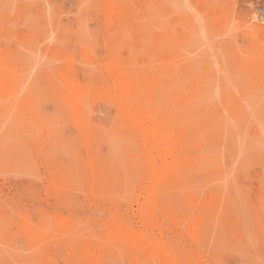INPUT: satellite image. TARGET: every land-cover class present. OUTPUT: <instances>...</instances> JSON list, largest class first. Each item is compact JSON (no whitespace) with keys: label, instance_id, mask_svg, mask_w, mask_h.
Segmentation results:
<instances>
[{"label":"rangeland","instance_id":"1","mask_svg":"<svg viewBox=\"0 0 264 264\" xmlns=\"http://www.w3.org/2000/svg\"><path fill=\"white\" fill-rule=\"evenodd\" d=\"M166 258L264 264V0H0V264Z\"/></svg>","mask_w":264,"mask_h":264},{"label":"bare ground","instance_id":"2","mask_svg":"<svg viewBox=\"0 0 264 264\" xmlns=\"http://www.w3.org/2000/svg\"><path fill=\"white\" fill-rule=\"evenodd\" d=\"M113 14H114V13H113ZM122 20H123V19H122ZM123 21H124V20H123ZM255 29H258V28H255ZM255 29H254V30H255ZM261 29H262V28H261ZM152 50H153V49H152ZM54 54H55V53H54ZM156 56H157V55H156ZM159 60H160V59H159ZM102 66H103V65H102ZM116 66H117V65H116ZM103 67H104V66H103ZM108 73H109V72H108ZM112 73H113V72H112ZM114 74H115V73H114ZM151 74H152V73H151ZM115 76H116V75H115ZM148 78H149V77H148ZM111 79H112V78H111ZM109 80H110V79H109ZM114 80H115V79H114ZM146 80H147V79H146ZM122 82H123V81H122ZM139 82H140V81H139ZM123 83H124V82H123ZM153 83H154V82H153ZM112 84L115 85L114 82H113ZM132 84H133V83H132ZM73 85H74V84H73ZM114 85H112V86H114ZM124 85H125V83H124ZM128 85H129V84H128ZM139 85H140V84H139ZM74 86H75V85H74ZM115 86H116V85H115ZM129 86H131V85H129ZM129 86H127V87H129ZM152 87H153V86H152ZM149 90H150V89H149ZM117 91H119V90H117ZM130 92H131V94L134 93V92L132 93V91H130ZM130 92H128V94H127V93H122V94H123V95L126 94V96L128 95L127 97H129V93H130ZM115 93H116V92H115ZM115 93H114V94H115ZM118 93H120V92H118ZM123 95H122V96H123ZM116 96H117V95H116ZM126 96L123 97V98H124V99L127 98ZM120 97H121V93H120ZM130 98H131V95H130ZM115 99H116V98H115ZM121 99H122V97H121ZM127 100H128V99H127ZM127 100H126V101H127ZM129 100H132V99H129ZM127 103H128V101H127ZM127 103H126V104H127ZM134 104H135V103H134ZM120 105H121V104H120ZM131 105H132V104H131ZM2 107H4V106H2ZM23 107H24V106H23ZM136 107H137V106H136ZM138 107H139V106H138ZM131 108H132V107H131ZM134 108H135V107H134ZM134 108H133V109H134ZM133 109H132V110H133ZM136 110L139 111L138 109H136ZM142 110H143V109H142ZM142 110H141V111H142ZM73 111H74V110H73ZM133 111H134V110H133ZM143 111H144V110H143ZM145 111H146V110H145ZM126 112H127V111H126ZM73 113H74V112H73ZM127 113H128V112H127ZM127 113H126V114H127ZM132 113H135V112H132ZM142 113H143V112H142ZM142 113H141V114H142ZM146 113H148V112H146ZM135 114H136V113H135ZM137 114H138V113H137ZM143 114H144V113H143ZM127 115H128V114H127ZM129 115H130V114H129ZM139 115H140V112H139ZM141 116H142V115H141ZM137 118H138V117H137ZM141 118H142V117H141ZM141 118H140V120H141ZM144 118H145V117H144ZM151 118H152V116H151ZM154 120L157 121L158 119H157V120L154 119ZM148 121H149V120H148ZM143 122H145V121H143ZM43 123H44V122H43ZM133 123H135V122H133ZM149 123H150V122H149ZM154 123H155V122H154ZM130 124H131V123H130ZM141 124H142V123H141ZM146 124H147V123H146ZM144 125H145V124H144ZM144 125H143V126H144ZM148 126H149V125H148ZM150 126H151V125H150ZM144 127L147 128L146 125H145ZM144 127H143V128H144ZM145 128H144V129H145ZM150 128H151V129H149V130H150V131H149V132H150L149 135L151 134L152 136H154V135L156 136V135H157V128H156V126L153 125V126H151ZM158 128H161V127H158ZM163 128H164V127H163ZM166 129H167V128H166ZM144 131H145V130H144ZM158 131H159V130H158ZM160 131H161V130H160ZM162 131H163V130H162ZM164 131H165V130H164ZM141 132H143V131H141ZM145 133H146V132H145ZM159 133H160V132H159ZM149 135H148V136H149ZM143 136H144V134H143ZM157 136H159V135H157ZM140 137H141V136H140ZM144 137H145V136H144ZM145 139L148 140V139H150V138L147 139V137H146ZM155 139H160V137L155 138ZM155 139H154V140H155ZM152 140H153V138H152ZM148 141L150 142V140H148ZM146 142H147V141H146ZM151 142H152V141H151ZM156 142H157V141H156ZM152 143H153V142H152ZM147 145H149V144L146 143V146H147ZM155 145H156V143H155ZM149 146H150V145H149ZM152 146H154V145H152ZM150 147H151V146H150ZM150 147H149V149H150ZM157 148H158V147H157ZM165 148H166V147H165ZM149 149H147V150H149ZM41 150H42V149H41ZM150 150H153V149H150ZM157 150H158V149H157ZM158 151H159V150H158ZM150 152H154V151H150ZM178 152H179V151H178ZM154 154H155V153H154ZM159 155H160V154H159ZM160 156H161V155H160ZM153 157H154V156H153ZM156 157H159V156L156 155ZM156 157H155V158H156ZM161 157H162V156H161ZM153 161H154V159H153ZM163 162H164V161H163ZM154 163H155V162H154ZM168 165H169V164H168ZM172 165H173V164H172ZM156 166H158V165H156ZM166 166H167V165H166ZM166 166H165V167H166ZM167 167H168V166H167ZM173 167H175V166H173ZM155 168H156V167H155ZM156 169H157V168H156ZM157 170H158V169H157ZM163 170H165V169H163ZM171 170H172V169H171ZM154 171H155V169H154ZM158 171H159V170H158ZM162 172H163V171H162ZM162 172H161V173H162ZM164 172H165V171H164ZM151 173H152V172H151ZM159 173H160V171H159ZM155 174H156V173H155ZM169 174H171V172H169ZM149 175H150V174H149ZM156 175H157V174H156ZM158 175H159V174H158ZM166 175H168V174H166ZM154 177H156V176H154ZM157 177H158V176H157ZM157 177H156V178H157ZM172 177H173V176H172ZM172 177H171V178H172ZM161 178H162V177H161ZM169 178H170V177H169ZM174 178H175V177H173V179H174ZM152 179H154V178H152ZM158 179H159V178H158ZM42 180H43V179H42ZM47 180H48V179H47ZM167 180H169V179H167ZM88 181H89V180H88ZM165 181H166V180H165ZM157 182H158V180H157ZM160 182H161V181H160ZM165 183H166V182H165ZM165 183H163V184H165ZM146 184H147V183H146ZM152 185H153V184H152ZM94 186H95V185H94ZM104 186H105V185H104ZM104 186H103V187H104ZM122 186H123V185H122ZM99 187H100V186H99ZM99 187H98V190H99ZM141 187H142V186H141ZM151 187H152V186H151ZM153 187H154V186H153ZM155 187H156V186H155ZM86 188H87V187H86ZM57 189H58V188H57ZM101 189H102V188H101ZM101 189H100V190H101ZM104 189H105V188H104ZM152 189H153V188H152ZM105 190H106V189H105ZM162 191H165V189H164V190L162 189ZM154 192H155V191H154ZM156 192H157V191H156ZM156 192H155V193H156ZM144 194H145V193H144ZM156 194H157V193H156ZM161 194H162V193H161ZM163 195H164V193H163ZM165 195H166V194H165ZM165 195H164L163 197H166V196H167V195H166V196H165ZM57 196H58V195H57ZM100 197H101V196H100ZM143 197H144V196H143ZM160 198H161V197H160V195H159V199H160ZM166 198L168 199V197H166ZM84 199H85V197H84ZM167 199H166V200H167ZM164 200H165V198H164ZM186 200H187V199H186ZM111 201H112V199H111ZM161 201H162V200H161ZM161 201H160V202H161ZM167 202H168V201H167ZM161 203H162V202H161ZM163 203H164V202H163ZM165 203H166V202H165ZM169 203H170V201H169ZM198 204H199V203H198ZM154 205H155V204H154ZM141 206H142V205H141ZM159 206H160V205H159ZM184 206H185V205H184ZM154 207H157V206H154ZM154 207H151V208H154ZM164 207H165V206H164ZM164 207H163V208H164ZM157 208H158V207H157ZM142 209H143V208H142ZM145 209H146V208H145ZM154 209H155V208H154ZM161 209H162V208H161ZM170 209H171V208H170ZM211 209H212V208H211ZM163 210H164V209H163ZM165 210H166V209H165ZM121 211H122V210H121ZM146 211H147V215H148V214H149V213H148V212H149L148 209H147ZM170 211H171V210H170ZM212 211H213V210H212ZM153 213H154V212H153ZM163 213H164V211H163ZM113 214H114V213H113ZM116 214H117V213H116ZM171 214H172V212H171ZM145 215H146V214H145ZM164 215H165V214H164ZM122 216H123V215H122ZM122 216H120V217L123 218ZM256 216H257V215H256ZM114 217H116V216L114 215ZM114 217H112V218H114ZM125 217H126V216H125ZM143 217H144V216H143ZM200 217H201V216H200ZM110 218H111V217H110ZM110 218H109V219H110ZM112 218H111V219H112ZM147 218H150V214H149V217H147ZM158 219H160V218H158ZM196 219H197V218H196ZM203 219H204V218H203ZM203 219H202V220H203ZM55 220H56V219H55ZM122 220H123V219H122ZM128 220H129V219H128ZM139 220H140V219H139ZM141 220H142V219H141ZM145 220H146V219H145ZM150 220H151V219H150ZM150 220H149V222H150ZM64 221H65V220H64ZM147 221H148V220H147ZM147 221H146V222H147ZM113 222H114V221H113ZM151 222H152V221H151ZM151 222H150V223H151ZM201 222H202V221H201ZM107 223H108V222H107ZM153 223H156L155 220H154ZM181 223H182V222H181ZM105 224H106V223H105ZM110 224H111V223H110ZM108 225H109V224H108ZM149 225H151V224H149ZM120 226H121V223H120ZM112 227H113V226H112ZM76 228H77V227H76ZM143 228H144V227H143ZM145 228H146V227H145ZM104 229H105V228H104ZM122 229H123V228H122ZM134 229H135V228H134ZM154 229H155V228H154ZM72 231H73V230H72ZM75 231L78 232L76 229H75ZM116 231H117V230H116ZM121 231H122V230H121ZM121 231H120V232H121ZM132 231H133V230H132ZM134 231H136V230H134ZM134 231H133V232H134ZM186 231H187V230H186ZM63 232H64V230H63ZM101 232H102V231H101ZM124 232H125V231H124ZM140 232H141V231H140ZM73 233H74V232H73ZM99 233H100V232H99ZM117 233H119V232H117ZM65 234H67V233H65ZM85 234H86V233H85ZM121 234H122V233H121ZM136 234H139V233H136ZM140 234H141V233H140ZM140 234H139V235H140ZM149 234H150V233H149ZM108 235H109V234H108ZM122 235H123V234H122ZM128 235H130V234H127V236H128ZM133 235H134V234H133ZM144 235H145V234H144ZM144 235H143V236H144ZM70 236H72V235L70 234ZM76 236H79V235H76ZM84 236H85V235H84ZM99 236H100V235H99ZM33 237H34V236H33ZM73 237H74V236H73ZM73 237H71V238H73ZM118 237H119V236H118ZM120 237H121V236H120ZM120 237H119V238H120ZM131 237H133V236H131ZM146 237H147V236H146ZM146 237H144V238H146ZM149 237H150V236H149ZM76 238H77V237H76ZM124 238H125V237H124ZM151 238H152V237H151ZM78 239H79V238H78ZM82 239H83V238H82ZM84 239H85V238H84ZM103 239H104V238H103ZM110 239H111V238H110ZM117 239H118V238H117ZM132 239H133V238H132ZM136 239H137V238H136ZM146 239H147V238H146ZM156 239H157V238H156ZM72 240H75V238H73ZM72 240H71V241H72ZM112 240H113V239H112ZM118 240H119V239H118ZM128 240H129V239H128ZM149 240H150V239H148V241H149ZM103 241H104V240H103ZM113 241H114V240H113ZM136 241H137V240H136ZM136 241H135V242H136ZM142 241H143V240H142ZM144 241H145V240H144ZM78 242H79V241H78ZM78 242H77V245H78ZM88 242L90 243V241H88ZM109 242H110V241H109ZM123 242H124V241H123ZM138 242H139V241H138ZM140 242H141V241H140ZM160 242H161V241H160ZM162 242H163V241H162ZM42 243H43V242H42ZM73 243H74V242H73ZM73 243H72V245H73ZM75 243H76V242H75ZM105 243H106V241H105ZM127 243H128V242H127ZM157 243H158V242H157ZM70 244H71V243H70ZM114 244H115V243H114ZM133 244H135V243H132V245H133ZM163 244H164V243H163ZM75 245H76V244H75ZM75 245H73V246H75ZM77 245H76V247H77ZM83 245H84V244H83ZM86 245H87V244H86ZM93 245H95V244H93ZM111 245H112V243H111ZM111 245H110V246H111ZM129 245H130V244H129ZM137 245H138V244H137ZM139 245H140V244H139ZM151 245H152V244H151ZM161 245H162V243H161ZM91 246H92V245H91ZM96 246H97V245H96ZM102 246H104V245H102ZM113 246H114V245H112V247H113ZM134 246H135V245H134ZM142 246H143V245H142ZM140 247H141V246H140ZM144 247H145V246H144ZM162 247H163V246H162ZM164 247H166V246H164ZM173 247H174V246H173ZM84 248H85V247H84ZM124 248H126V247H124ZM145 248H146V247H145ZM150 248H151V246L149 247V249H150ZM154 248H155V247H154ZM166 248H167V247H166ZM70 249H71V247H70ZM82 249H83V248H82ZM106 249H107V248H106ZM111 249H112V248H111ZM111 249H110V250H111ZM161 249H162V248H161ZM83 250H84V249H83ZM88 250H89V249H88ZM91 250H92V249H91ZM96 250H97V249H96ZM112 250H114V249H112ZM119 250H120V249H119ZM124 250H125V249H124ZM153 250H154V249H153ZM153 250H152V253L154 254V251H155V250H154V251H153ZM159 250H160V249H159ZM75 251H76V250H75ZM85 251H86V250H85ZM93 251H94V249H93ZM99 251H100V250H99ZM107 251H109V250L107 249ZM120 251H121V250H120ZM146 251H147V249H146ZM72 253H73V251H72ZM88 253H89V251H88ZM102 253H103V251H102ZM104 253L106 254V250L104 251ZM109 253H110V251H109ZM113 253H114V251H113ZM124 253L127 254V253H126V250L124 251ZM124 253H123V254H124ZM137 253H138V251H137ZM149 253H151L150 250H149ZM155 253H156V251H155ZM162 253H163V251H162ZM76 254H77V253H76ZM90 254H92V253H90ZM93 254H94V253H93ZM139 254H140V253H139ZM145 254H146V253H145ZM164 254H165V253H164ZM171 254H172V253H171ZM77 255H79V254H77ZM100 255H101V253H100ZM120 255H121V254H120ZM128 255H129V254H127V256H128ZM137 255H138V254H137ZM147 255H148V253H147ZM79 256H80V255H79ZM93 256H94V255H93ZM121 256H122V255H121ZM123 256H124V255H123ZM132 256H133V255H132ZM135 256H136V254H135ZM138 256H139V255H138ZM150 256H151V255H150ZM165 256H166V255H165ZM171 256H172V255H171ZM75 257H76V256H75ZM86 257H87V256H86ZM94 257H95V256H94ZM124 257H126V256H124ZM136 257H137V256H136ZM159 257H160V256H159ZM138 258H139V257H138ZM146 258H147V257H146ZM86 259H87V258H86ZM139 259H140V258H139ZM141 259H144V258H141ZM160 259H161V258H160ZM195 259H196V258H195ZM87 260H88V259H87ZM145 260H146V259H145ZM162 260H163V259H162ZM139 261H140V260H139ZM158 261H159V260H158ZM166 261H167L166 263H170V262H171V261L168 262V261H169L168 258H166ZM164 262H165V261H164ZM130 263H132V262H130ZM130 263H129V264H130ZM171 264H172V262H171Z\"/></svg>","mask_w":264,"mask_h":264}]
</instances>
